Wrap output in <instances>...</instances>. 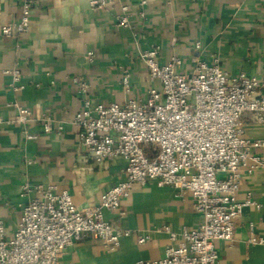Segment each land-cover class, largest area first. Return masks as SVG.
Returning a JSON list of instances; mask_svg holds the SVG:
<instances>
[{
  "label": "crops",
  "instance_id": "0c3cea01",
  "mask_svg": "<svg viewBox=\"0 0 264 264\" xmlns=\"http://www.w3.org/2000/svg\"><path fill=\"white\" fill-rule=\"evenodd\" d=\"M22 1L0 0V32L19 19ZM121 4L129 7V27L118 26L120 4L93 11L90 0H33L29 31L18 38L0 33V220L8 237L20 222L22 207L41 197L36 191L22 197L24 185L67 190L77 207L88 209L124 178L123 158L98 164L79 144L73 120L83 100L75 79L88 85L96 102L144 99L158 82L151 81L140 53L157 47L160 64L178 57L188 73L197 56L207 63L217 60L230 75L264 80V0H148L144 17L136 0ZM13 68L21 72L23 91H13L12 78L4 74ZM126 75L131 94L123 89ZM19 108L25 110L23 121ZM47 120L52 123L48 134L43 131ZM246 122V137L264 140V125L248 117ZM256 155L264 157V148ZM252 165L249 160L247 166ZM248 169L241 170L237 199L250 197L260 208L244 209L233 241L218 243L219 264H264V169ZM105 219L136 235L124 237L113 251L95 236L79 241L63 253L61 264L158 262L170 244L166 226L195 229L203 220L191 193L181 195L155 182L134 187ZM138 235L146 241L139 243ZM252 237L263 242L252 243Z\"/></svg>",
  "mask_w": 264,
  "mask_h": 264
},
{
  "label": "built area",
  "instance_id": "2783aa9c",
  "mask_svg": "<svg viewBox=\"0 0 264 264\" xmlns=\"http://www.w3.org/2000/svg\"><path fill=\"white\" fill-rule=\"evenodd\" d=\"M121 1L90 0V8L102 11L120 4L118 26L129 27V7ZM136 1L144 17L148 0ZM32 8L33 0H23L19 19L3 25L1 35L18 38L27 33ZM194 46L201 50L199 42ZM158 55L157 47L140 53L151 81L158 82L144 99L96 102L88 95V85L74 80L83 100L73 120L79 144L98 164L123 158L127 162L124 178L102 195L98 205L88 209L77 207L67 190L24 185L22 197L32 191L41 197L22 207L11 237L0 220V264H61V256L69 247L92 236L109 251L117 249L124 237L136 234L106 221L105 213L118 211L134 187L149 182L176 189L181 195L191 193L194 209L203 220L195 229L175 231L166 226L170 244L164 257L140 264H219L218 243L233 241L236 221L244 209L260 208L250 197L238 200L237 193L242 168L248 167L249 173L264 169V157L256 155L264 148V140H250L245 131L247 117L264 125V95L260 93L264 80L230 75L217 60L207 63L197 56L188 73L180 58L160 64ZM4 74L12 78L13 91L25 89L18 68L6 69ZM122 85L125 93H132L129 75ZM18 113V120L23 121L25 110L19 108ZM43 131H52L50 120L44 122ZM35 137L27 135L29 139ZM249 160L254 165L247 166ZM145 241L146 237L138 235L139 243ZM250 242L263 241L252 237Z\"/></svg>",
  "mask_w": 264,
  "mask_h": 264
}]
</instances>
